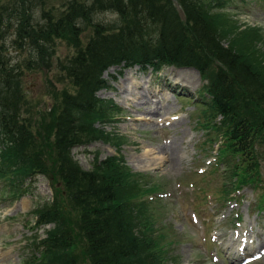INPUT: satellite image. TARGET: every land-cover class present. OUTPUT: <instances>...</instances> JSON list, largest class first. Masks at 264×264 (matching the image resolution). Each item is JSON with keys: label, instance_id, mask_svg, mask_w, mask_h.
Segmentation results:
<instances>
[{"label": "trees", "instance_id": "1", "mask_svg": "<svg viewBox=\"0 0 264 264\" xmlns=\"http://www.w3.org/2000/svg\"><path fill=\"white\" fill-rule=\"evenodd\" d=\"M228 1L91 0L85 8L72 2L57 19L41 13V24L34 22V5L28 0L0 5V30L15 17V42L39 50L66 28H74L77 17L111 11L122 22L116 30L92 24L86 43H75L66 70L75 91L63 93L58 110L50 114L51 145L44 131L48 132L47 124L35 128L31 119L21 117L24 101L19 84L13 82L19 74L0 57V180L24 190V181L53 174L62 187L50 204L34 212L36 229L51 228L33 242L25 264H161L153 239L139 227L144 226L137 217L140 204L131 202L141 194L139 179L115 157L96 158L88 171L71 157L73 148L104 138L97 124L108 120L112 109L96 94L106 88L103 74L111 67H138L153 73L164 67L195 69L204 82L203 118L223 137L225 149L220 154L233 158V174L237 176L239 169L246 175L261 169L264 57L251 33L236 32L229 19L210 14L211 8ZM148 21L156 26L153 34L142 27ZM33 127L42 132L34 135ZM251 178L241 177L240 183ZM70 212L77 218L69 219ZM76 231L83 247L73 242Z\"/></svg>", "mask_w": 264, "mask_h": 264}, {"label": "rangeland", "instance_id": "2", "mask_svg": "<svg viewBox=\"0 0 264 264\" xmlns=\"http://www.w3.org/2000/svg\"><path fill=\"white\" fill-rule=\"evenodd\" d=\"M16 1L0 0V5ZM28 1L34 5V22L41 24L43 12L57 19L69 11L72 2L85 8L91 0ZM210 14L229 19L236 32L251 33L264 57V0H229L211 8ZM10 19L0 30V57L19 74L13 82L19 84L24 101L21 117L31 119L35 128L38 123L42 128L47 124L51 131L50 114L58 110L63 93L75 91L66 74L75 43H86L92 24L116 30L121 19L111 11L77 17L74 28L52 37L41 50L27 42L16 43L15 17ZM142 27L147 34L156 29L149 21ZM103 79L106 88L96 96L112 109L108 120L97 124L104 138L73 148L71 157L85 171L91 170L96 158L115 157L139 179L141 194L131 202L140 204L137 217L144 226L140 223L139 227L146 238L153 239L161 264H264V148H258L260 170L246 175L239 169L237 176L233 174V158L226 152L220 154L225 149L223 137L203 118L200 90L204 82L198 72L192 68L164 67L153 73L138 67H111ZM139 81L142 87L136 88L135 95L131 85ZM33 113L36 116L31 117ZM34 127V135L42 132ZM49 128L44 131L51 145ZM248 176L261 184L240 183L241 177ZM57 181L53 174L37 176L24 181L21 190L0 180V264H25L33 242L45 237L44 231L51 227L36 229L34 212L56 198L62 188ZM68 218L77 215L70 212ZM74 233V244L83 247L80 233ZM237 244L247 249L233 259L230 252L236 251Z\"/></svg>", "mask_w": 264, "mask_h": 264}, {"label": "bare ground", "instance_id": "3", "mask_svg": "<svg viewBox=\"0 0 264 264\" xmlns=\"http://www.w3.org/2000/svg\"><path fill=\"white\" fill-rule=\"evenodd\" d=\"M128 81L129 80V78H126L125 79V81ZM129 82H130V80H129ZM131 83V82H130ZM140 81L139 82H134L132 85H131V92L133 93V94H138V92H136V88H140V87H142L141 85H140ZM143 84H144V82H143ZM143 91L145 92V88L143 89ZM147 92V91H146ZM164 93V92H163ZM171 149V151H173V150H175V149H173L172 147H170ZM160 149V148H159ZM155 150V149H154ZM163 151H165V150H163ZM157 152V151H156ZM155 152V153H156ZM161 152V151H160ZM169 152V151H168ZM177 153V152H176ZM151 154V153H150ZM166 154V153H165ZM178 155V154H177ZM152 156V155H151ZM162 156V155H161ZM153 158V157H152ZM158 159H159V157H157ZM156 158V159H157ZM161 158V157H160ZM162 161V160H161ZM160 161V162H161ZM146 162V161H145ZM174 164V163H173ZM149 167H151V166H149ZM155 167H156V165H155ZM262 234L260 235V239L262 238ZM239 237H240V235H239ZM254 241V240H253ZM234 242H238V243H241L242 241H234ZM245 242H248V240H245ZM263 242H261L260 244H258V245H261ZM242 246V247H241ZM243 249H245V244H243V245H241V244H237L236 245V251H233V252H230V255H232L231 257H233L234 259H237L238 258V256H239V254H240V251L241 250H243ZM247 249V248H246Z\"/></svg>", "mask_w": 264, "mask_h": 264}, {"label": "water", "instance_id": "4", "mask_svg": "<svg viewBox=\"0 0 264 264\" xmlns=\"http://www.w3.org/2000/svg\"><path fill=\"white\" fill-rule=\"evenodd\" d=\"M177 9L179 11V14L183 17L182 11L180 10V8L177 6Z\"/></svg>", "mask_w": 264, "mask_h": 264}]
</instances>
